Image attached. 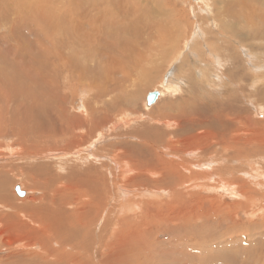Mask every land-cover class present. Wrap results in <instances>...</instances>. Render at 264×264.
<instances>
[{
  "label": "bare ground",
  "instance_id": "bare-ground-1",
  "mask_svg": "<svg viewBox=\"0 0 264 264\" xmlns=\"http://www.w3.org/2000/svg\"><path fill=\"white\" fill-rule=\"evenodd\" d=\"M140 1H141V3H140ZM191 1L192 0H174V1L149 0V1H147L148 2L147 5H145V4H143L144 3L143 0H115V2H114V0H0V91H22V92L23 91H26V92L30 91L28 93V95H26L22 99V101H20L16 106H14V109H13L14 114H18L22 118H20V121H17L14 119L13 123L15 122V123H17V125L18 124L26 125V120L28 118H30L34 123L31 126L32 132L35 133V136H34V134L31 136H27L26 135L27 133L23 134L22 131H17L14 128H10V126L8 125L10 121L7 122L4 119L5 116H4V109H3L0 111V138L13 137L11 144L12 145H14V144L18 145L19 150L16 154V156H18V157H22V156L29 157V156H34V154L39 153L41 146L39 148H35L38 144L39 145L45 144L49 148H51V147H54L57 149L60 148V149L65 150L67 153H69V155L74 156V154H73L74 151H72V150H75L76 148H80L85 144L87 145V142H89L91 135L93 134V132H95V129H94L95 125L98 126L97 122L103 121V119L111 120L110 114H112V112L109 113V110L110 111L112 110V109H110L111 107H114L116 109V111L113 109V111H115V112H113V113H115V115L120 113L119 111H121V110L125 111L126 114L129 115V111H128L129 108L127 107L128 109H126V103L129 100V97L126 96L125 94H123V92H125V91L128 92L130 89V86L125 87L122 90L116 89L114 86V80L117 79V76H119V74L129 75L127 72V69L129 68L133 59L130 58V54L128 52H127V57L125 59L120 58V55H126L125 51H124L125 53L123 52L122 54L117 53V52H115L113 54V50H112L113 48L107 47L106 45H104V43L102 42L103 37L99 34L104 33L106 36V39H109V38H112L114 36L117 37L120 34H124L125 32L130 33V34L132 33L131 39L128 40V42H129L128 46L134 47V48H132V50H135V54L139 57V59L134 60V63H135V65H138L139 61L140 62L146 61L147 59H149L151 57L153 58L155 55L159 54V47L160 46L150 45L149 49H147L148 46L146 44H144V39L148 42L151 39H154L155 41L159 42V39H162L165 36H167V37H165L166 40L167 39L172 40V36H168V35H170L171 32L173 31V29L176 27V26L175 27H173V26H174L175 22H178V20H177L178 18L176 19V18L172 17L173 15H171L169 13V11L170 10L174 11V10L180 9L181 4H184V5L189 4L190 7L193 8ZM202 1L203 0H200V2H202ZM254 1H256V0H254ZM254 1L253 0L235 1V2H239L240 4L241 3H247L248 5L252 6V8L250 10L247 9L245 11V13H243L242 11L239 12L237 9H235L232 6L233 3L231 1L221 0V3L226 4V6L222 12L218 13L213 18H203V19L201 18L197 22L201 23V20H202L203 22L201 24H206V23L211 21L212 26H210V27H212L213 29L208 31V35L210 37H212L214 32H218L219 35L223 36L224 38H222L220 40L218 37H216V39L218 38V40H220L222 42V45L229 47L228 53H229V50L231 48H232V50L235 49L237 51L238 47L242 48L241 47V44L243 41V39L241 37L242 35L240 36L238 34L237 30H235L234 25L233 24L230 25L231 21L229 23L225 18H227V19L228 18H237L238 19L237 21H239V22H241L242 20H246V22L249 25L251 23H255V21H254L255 10L253 8ZM196 5L201 6L200 4H196ZM202 5H203V3H202ZM222 6H224V5H222ZM154 8H156V9H154ZM159 11L162 15L161 18H159L160 17ZM178 13L181 16L180 19H182V28L185 26L190 28V25H191V27H192L191 31H193V27L197 23H195V22L187 23L185 16L186 15L188 16L189 12H185L183 15L180 14V12H178ZM151 14H154L155 16H157L155 19L154 18L155 16L153 15L154 16L153 18L155 19V20H153L154 22H152V23H154L153 27H152V24L150 23L151 18H149V16ZM165 17H166V19H165L166 23L164 21H162ZM183 20L186 22H184ZM229 20H231V19H229ZM223 21L228 23L231 26V29H229L230 26L224 24ZM180 22H181V20H180ZM183 22H184V24H183ZM234 22H232V23H234ZM149 23L151 25H149ZM175 24L178 25V23H175ZM253 28H254V30H256L255 26ZM176 29L178 30L177 27H176ZM177 32H179V31H177ZM181 33H182L181 39L186 38L187 34H189L186 32H181ZM175 34L176 33H174L172 35H175ZM33 36H34V38H32ZM247 37L250 38L249 35H247ZM245 38H246V36H245ZM209 39H212V38H209ZM164 40L162 39L161 41H164ZM169 40H168V42H169ZM200 40H201V38H200ZM212 40H214V39H212ZM14 41H16L18 43L15 47L7 46V45L11 44V42H14ZM175 41H171V42L173 43ZM122 42L123 41H120V43H122ZM171 42H169V43H171ZM200 42H198V45ZM161 43H163V42H161ZM169 43L167 45H169ZM194 43H192V44L195 45ZM206 43L208 44L209 41ZM248 43L255 48L257 46V44H256L257 42L255 43V46H254V42H252L251 38L248 40ZM49 44H51L54 47L52 52L50 51L51 46ZM166 46H165V48H168ZM176 46H177V44H176ZM139 47H142V48L139 49ZM214 47H216V46H214ZM255 50H259V51L264 52V46L261 47L260 49H255ZM194 51H195V49H194ZM160 52H162V51H160ZM188 52H191V49ZM192 52H193V50H192ZM210 52H212V50H210ZM220 52H223V51H220ZM116 53L119 54L118 58H116L115 60H113L111 62L106 61V60H109L110 57H112ZM197 54H199V52ZM91 56L94 57V63L92 65L88 64L91 61H93V59L90 58ZM177 56H179V55H177ZM189 56L190 55H188V57ZM203 56H205V55H203ZM193 57H192V59H193ZM195 57H196V55H195ZM173 58H176V56H174ZM202 58H204V57H202ZM43 59H48L53 64L46 63L43 65V68H41L42 69V71H41V82H42V74L44 72L45 67L57 66L56 64H54L55 61L56 62L60 61L63 63V67L61 69V71H63V73H71L72 71H76V72L79 71V75L77 74V77L79 76L78 80H79V83H81V84L83 83V78H85L88 75L89 71H93L94 75H96L95 72L99 73V75H101V77H102L103 83L99 84L97 81L89 82V80L87 83L85 81L86 82L85 83L86 84L85 85L86 90L84 89V91H87V87L90 90H93V91H89L91 93L92 92L95 93V95L93 96V100H94V98L97 97L96 98L97 102H100L101 99L103 98L104 99L102 101L103 105H100V106L97 105L96 106L92 102V98L91 99L89 98L90 100L87 99V101H85V110L83 109L85 112L78 113L79 114L78 115L75 112L73 113L72 109L65 105L66 100L68 98L72 99L73 101L77 100V95L71 94L69 91H64V94L62 95L61 98L57 95V93H55L54 97H52L53 98V103L51 102L52 107L49 105L47 106V108L51 107L53 111L50 112L49 114L43 115V112L40 110V108L42 106L40 105V101L38 99V96H36V92L33 91L34 82L32 84L31 81H29L27 78H25V76H23V73L21 71L22 68L20 69L16 66V62H18L20 60L26 65V67L30 68L33 63L38 62V61L43 60ZM154 59H156V58H154ZM177 62H178V60L176 61V63ZM182 64H183V62H182ZM8 65H10L12 67V69L10 71H8V69H7ZM171 65H172V62H171ZM187 65H190V64H187ZM180 66H182V65H180ZM255 66L256 65L253 63L252 67H255ZM19 67H21V66H19ZM175 68H177V67H175ZM172 69L174 70V68H172ZM182 69L183 68L181 67L180 70L184 72V70H182ZM189 71H191V70H189ZM52 72L53 73L56 72L55 67H53ZM144 72L145 71H143V72L141 71L142 78H144L143 77ZM90 74H92V73H90ZM181 75H182V72H181ZM200 75H202V74L200 73ZM33 77H35V76L33 75ZM73 77H74V75H73ZM73 77H72V79H73ZM112 77H115V78L112 79ZM202 78H204V77H202ZM110 79H112V80L109 81ZM194 79L195 78H193L192 80H194ZM84 80H87V79H84ZM189 80H190V78H189ZM257 80H258V78H251V81L253 83ZM148 81H150V79H148ZM64 82L67 86L66 88H68L69 90L72 91V89H70L72 87V83H69L67 80H65ZM120 82H121V80H120ZM197 82H199V81H197ZM233 82H231V83L233 84ZM44 83H45V81H44ZM19 84H20V86H19ZM74 84H76V83H74ZM116 84H118V83H116ZM133 84H135V83H133ZM202 84H203V82H202ZM45 85H48V84L46 83ZM61 86H62V84H61ZM192 86L194 87V85H192ZM133 87H135V85ZM74 88H76V87H74ZM83 88H85V87H83ZM190 88H192V87H190ZM259 89L260 88L257 89V94H259L260 92H262L264 94V89H262V91H259ZM138 90L135 92L133 91L134 93L131 95H134L136 97ZM205 90H207V89L205 88ZM205 90H204V87H201V86L196 87L195 86V91H205ZM76 91H77V89H76ZM160 93H162V92L158 90V96L155 100H157L159 98ZM193 94L195 95V93H193ZM196 94L201 96L200 93H196ZM92 95H93V93H92ZM116 95H118V96H116ZM190 95H191V93H190ZM44 96H45V94L42 95V97H44ZM191 97H193V95ZM201 97H203V96H201ZM190 99H191L190 100L191 102H192V100H194L192 98H190ZM60 100L63 104L62 103L59 104ZM111 100L113 102L115 101V103H111ZM198 100L199 99H197L196 102H198ZM0 101H1V99H0ZM9 101H10V99H7V101H5V103H8ZM83 101H84V98H83ZM185 101H187V100H185ZM185 101H183L185 103L183 105L187 104ZM199 102H200V100H199ZM149 104H151V103H149ZM173 104H175V103H173ZM173 104H172L171 108L175 107ZM202 104L203 103L200 102V105H198V104L196 106L194 105V107L191 109V111H189V114H185L186 112H179V114L175 115V118L177 119L178 124L182 125L184 123V126H185V122L187 121V119H189L190 121L192 120L194 124L199 123V122L195 123L194 120L196 118H198L200 120L203 119L206 116L205 113L207 111L206 102H205V104H203V105ZM189 105H193V102L191 104H188V106ZM208 105H209V103H208ZM166 106H163V107H166ZM180 106H179L178 110L181 108ZM184 108H186V107H184ZM209 108H212V107H209ZM174 109H176V108H174ZM5 110L8 112L10 109L7 107ZM132 111H134V110H132ZM214 111H215V108H214ZM216 111H218V110H216ZM165 112H167L166 115H169L168 109H165ZM155 113H156L155 111H152V112L150 111L149 114H151L150 115L151 118L156 119V117L158 118V116H159V119L167 117V119L164 121L165 125H167V126H170L176 122L174 117L168 118V116H164L165 113H164V115L162 113H160V115L162 114L161 116L158 115L159 113L157 114L158 116ZM230 113H231V110H230ZM234 113H235V111H234ZM121 114H123V113H121ZM49 116H52V118H50L48 121H46V118ZM230 116L231 115H228V118H230L234 122L233 132L235 133V136L233 138L231 136V138L227 139L228 146L222 152L225 154L244 155L245 147L251 146V141L252 142L255 141L254 137L251 136L252 139H250V137L248 135H246V132H248V130L253 127L252 126L253 122H252V125H250L251 123L249 122L250 124H248V126H250V127L247 130H244V128L242 126V122H241V117H240L241 114L239 116L236 115L237 117H234V118H231ZM112 117H113V114H112ZM221 117H223V116L221 115ZM214 118H216L215 115H214ZM208 119H210V117H208ZM216 119H213V120L215 121ZM219 120H220V118H219ZM242 120H243V118H242ZM248 120H250V118H248ZM135 121H137V120H135ZM157 121H159V120H157ZM204 121H207V120H204ZM228 121L229 120H227L226 122H228ZM127 122H128L127 119L125 122L121 121L122 126L123 127L126 126L128 124ZM210 122H212V120ZM210 122H208V123L204 122V123L210 124ZM219 122H222V121L220 120ZM229 122L232 125V122L231 121H229ZM190 123H187V124H190ZM222 124L225 125V123H222ZM108 126H110V125H108ZM184 126H183V128H184ZM196 126H198V125L196 124ZM212 126L214 127L215 125L213 124ZM11 127H12V125H11ZM119 127L120 126H118V129L116 130V132H114L115 135L117 136V138H119V139H117L115 141L112 140L113 141L112 143L109 142L110 144H106L103 146L101 145V147H100V149L102 151H106V152L110 151V153L112 152L111 157H109L111 160V163H109L110 161L109 162L102 161V162L97 163V161H92V159H90L88 157L89 160L86 159L84 161V163H82V164H78V162L73 161V160L70 161L71 164L68 163V167H69L68 170H65L66 168L65 169L63 168L61 170V168H58L55 165L47 164V162L37 163L34 166H29L30 162L25 161L26 166H24V165L18 166L15 164V162L14 163L13 162L7 163L5 161L7 164L0 165V208L6 212L5 215H0V236L4 233L8 232V231L9 232L15 231L18 233V237H19V239H18L19 241H17V240L16 241L19 244L21 243V246L19 247V249H15V250L10 249L11 251L6 256L0 257V264H128V261H129L128 256L130 255L133 247H142L143 245L145 246L146 241L145 242L143 241V239H145L144 237H146V235L149 233V235H148V239H149L150 234L154 232L153 226H157V227L159 226L158 216L153 217L154 213H157V211L159 212V205H157L155 203H154L155 205H152L153 203L149 205V203H147V201H146L147 204L145 202L141 203L142 201L138 202V199H140V198H138L136 200V199H134V196H127L126 195L127 197H133V198H129V199L126 198L127 200H125L123 198L124 196L121 197L120 194L128 193L129 191H127V189H126L127 187L132 188L131 186H134V189H135L136 188L135 186L138 184L141 186V183L143 184V186L146 187V185L151 184V182H153L155 184L160 182L159 181V175H160L159 166L160 167H162V166L156 165L157 163L156 164L151 163V162H153L154 159H152V161L148 162V163L144 162V158H146V154L149 151H153V150L155 151L157 148H159L160 142L157 139H160V140L165 139L164 140L165 145L167 147H169L172 150V152L183 154L186 152V149H187L186 145L190 144V143H188L190 141L187 142V139L191 136H188V138L186 140H184L185 137L187 136L186 135L184 137V139L182 141H180L178 138L179 137L178 136L179 135L178 130H174V131L171 130L170 132L164 131L161 133L154 130V135H152L148 131L142 132L143 129H134V130H129V131L127 130V132H129L130 134L135 136L136 140L131 141L129 139L123 138L124 137L123 132H122V130L119 129ZM156 127H157V125H156ZM25 128H23V129H25ZM195 128H197V127H195ZM208 128H210V127H208ZM121 129H122V127H121ZM187 129L188 128H186V131H187ZM202 129H204V128L202 127ZM214 129H215V127H214ZM188 132H189V129H188ZM227 133L228 132L226 131V134ZM234 133H232V134L234 135ZM210 134H212V133H210ZM50 136H58L59 137L58 141L60 140L62 143L54 145L52 142H50V139H52V138H50ZM99 136H100V134H99ZM193 136H195V135H193ZM200 136L203 137V133H202V135L200 134ZM207 136L212 137L209 135V133ZM94 137H96V136L94 135ZM195 138H198V137L195 136L194 139ZM259 138H260V136H259ZM259 138L257 137V140L260 144V147L262 148V147H264V139L261 140ZM113 139H116V138H113ZM103 140H104V137H103ZM189 140H191V138H189ZM26 141H30L31 145H27ZM231 142H233V143H231ZM192 143H193V141H192ZM211 145H209V146H211ZM98 146H99V144H98ZM189 146L191 148V145H189ZM201 146H202V144H201ZM90 147L93 148L92 145H90ZM206 147H207V145H206ZM89 148L87 149V151H90ZM1 149H4V148L2 147ZM196 149H198V148H196ZM251 149L255 150L254 147H252V146H251ZM166 152H168V151H166ZM206 152H208V151H206ZM155 153H157V152H155ZM158 153H160V152H158ZM247 153H245V154H247ZM151 154H153V153H151ZM195 154H196V152H195ZM1 155H2V153H0V158H1ZM162 156H163V154H162ZM174 156H176V155H174ZM188 156H189V154H188ZM83 157H84V155H83ZM147 157H148V154H147ZM159 157H160V155H159ZM38 158L40 159L41 157H38ZM91 158H93V157H91ZM148 158H150V156ZM162 158L161 159L159 158V160L163 161ZM30 159H32V158H30ZM94 159H95V156H94ZM185 159L187 161V158H185ZM76 160H78V159H76ZM97 160H98V158H97ZM107 160H108V158H107ZM147 160H149V159H147ZM139 161H141V162H139ZM170 161L171 160H169L167 162H170ZM79 163H81V161ZM170 163H172L171 165H173V161ZM176 163L179 165H183V162L180 160L176 161ZM163 164H165V163L163 162ZM184 164H186V163H184ZM194 164H196V163H194ZM194 164L192 163V165H194ZM78 165L81 168H75ZM82 165H85V166H82ZM166 165L167 164H165V166L164 165L163 166L166 167ZM174 165L172 167H175ZM167 166L170 170V165H167ZM257 166H258V164H257ZM175 169L176 170H174V171H177V168H175ZM13 171H20V173L16 174L17 181L20 180V177L22 175L23 176V180H22L23 184H25L28 188H31V190H33V191L40 192L38 197H31L27 200H25V199L21 200L19 198H16L13 195L12 191L10 190L11 186H12L10 184L15 182V180L14 181L10 180V177H11ZM199 171H201V170L199 169ZM199 171H197V172H199ZM192 173H194V172H192ZM166 175L167 174H164V176H166ZM193 178H195V176H193ZM201 178H202V180L204 179L202 176H201ZM177 179H178V177H177ZM181 180H183V179L179 178V180H178L179 183ZM243 180H245V178ZM178 181H177V183H178ZM183 181H185V179ZM161 182H164V181H161ZM189 182H187V183H189ZM180 184L182 185V183H180ZM180 184H179V186H181ZM219 184L220 183H218V185ZM112 185L119 188L118 190L120 191V194L119 195L117 194L118 199H117L115 210L111 209L109 211L108 216H105L106 218L102 222V213L104 212V211L102 212V208L108 206L107 204H112L111 201L114 200L113 199L114 196L112 197V194H111V191H113ZM123 185H125L126 187L123 188ZM168 185H170V184H168ZM164 186H167V185H164ZM179 186H178V188H179ZM226 186H228V184ZM235 186H236V184H235ZM199 187H201V186L199 185ZM208 187H210V186H208ZM152 188H154V187H152ZM160 188H161V186H160ZM172 188L174 189L175 186ZM176 188H177V186H176ZM147 189H146V191H148ZM184 190L186 191L185 188H184ZM153 191L156 193L158 192L157 190H154V189H153ZM166 191H168V190H166ZM178 191L180 192V190H178ZM154 192H153V194H155ZM131 194H133V190H132ZM145 195H147V194H145ZM167 195L168 194H166V196ZM182 195H186V194L182 193ZM115 196H116V194H115ZM152 196H150V197H152ZM155 197H156V194H155ZM155 197H152V198H155ZM260 197H263V196H260ZM146 199H148V198H146ZM184 206H186V205H184ZM132 214H134V215H132ZM151 217H153V218L149 219ZM129 219H130V228H129V230L126 231L124 229V227L126 226ZM187 220H188V218H187ZM98 222H101L102 225L99 226ZM253 223H254V221L252 222V226L254 225ZM235 224L239 225V223H235ZM17 229H21V231L19 232ZM228 230L229 229H227L226 231H228ZM190 238H191V236H190ZM254 239H255V237H254ZM238 240H239V238H238ZM222 242H223V240H222ZM150 243H148V244H150ZM261 244H264V243H261ZM36 245H38L40 247V250L38 252H37V250H35L34 252L28 250L29 247H35ZM13 247H15V245H13ZM151 247H152V244H151ZM154 247L155 246H153L152 248H154ZM250 253H251V251H250ZM146 254H147V252H146ZM130 257H133V256H130Z\"/></svg>",
  "mask_w": 264,
  "mask_h": 264
},
{
  "label": "rangeland",
  "instance_id": "rangeland-1",
  "mask_svg": "<svg viewBox=\"0 0 264 264\" xmlns=\"http://www.w3.org/2000/svg\"><path fill=\"white\" fill-rule=\"evenodd\" d=\"M147 1H149V0H143L144 3L143 2L142 3L147 5V3H148ZM168 1H174V0H168ZM228 1H231L233 3L232 6L235 9H237L239 12L242 11L243 13H245V11L247 9L250 10L252 8V6L248 5L247 3H241L240 4L239 2H235L238 0H228ZM114 2H115V0H114ZM191 2H192L191 4L193 5V8H191L189 4H188L189 6L181 4L180 9H177L174 11L173 10L169 11V13L171 15H173L172 17H174L176 19L178 18L177 19L178 22H175V23H178V25H179L178 26L174 23L173 27L176 26L178 28V30L175 27L173 29V31L171 32V34L168 35V36H172V40H169V39L166 40L165 37H167V36L162 38L163 40L165 39L167 42L165 40L161 41L162 39H159V42L155 41L154 39H151L148 42L144 39V44H146L148 46L147 49H149L150 45L160 46L159 47V54L155 55L153 58L151 57L152 59L149 58L146 61H141V62L139 61L140 63L138 62V65H135V63H134V60L139 59V57L135 54V50H132V48H134V47L128 46V43H129L128 40L131 39L132 33L130 34V33L125 32L124 33L125 35L120 34L117 37L114 36V37L109 38V39H106V36L104 33L99 34L103 37L102 42L104 43V45H106L107 47L113 48L112 49L113 54L115 52L122 54L125 51L126 53L125 52L124 53L126 55H120V58L125 59L127 57V52H128L130 54V58L133 59L129 68L127 69V72L129 75L119 74L120 77L117 76V79H116L118 82L116 80H114V86L116 89L122 90L123 88L130 86V89L128 92L127 91L123 92V94H125L126 96L129 97V100L131 99L130 101L128 100L126 103V109L129 108L128 109L129 115H127L126 112L122 111V110L119 111L120 113L115 115V113H113V112H115L116 109L114 107H111L110 109H112V110L111 111L109 110V113L112 112V114H113V117H112V114H110L111 120L103 119V121L97 122L98 126L99 125L100 126L98 127L95 125V128H94L95 132H93V134L91 135V138H90L89 142H87V145L85 144L86 146L83 145L80 148H76L75 150H72V151H74L73 154L75 157L69 155V153H67L63 149H60V148L57 149L54 147L49 148L45 144H41V145L38 144L35 147V148H39L41 146L39 153L34 154L35 157L34 156L18 157V156H16V154L19 150L18 145H15V144L12 145L11 144L13 137H9L10 139L9 138H0V144H1L0 147L4 148V149L0 148L1 149L0 153H2V155H3V156L1 155V158H0V160L3 163L0 161V165H5L9 162H13V163L15 162V164L18 166L19 165L20 166L21 165L26 166V162H30L29 166H34L37 163L47 162V164L55 165L58 168H61V170L63 168L64 169L66 168L65 170H68L69 169L68 163H70V161H72V160L78 162V164L84 163V161L86 159L89 160V158L92 159V161H97V163L102 162V161H105V162L110 161L109 163H111V160L109 157H111L112 152L110 153V151H107V152L102 151L100 149V147H101V145L103 146L106 144H110L113 141L119 139V138H117V136L114 133L118 129V126H120L119 129L122 130V132H123V136H124L123 138L129 139L131 141L136 140L135 136L130 134L129 132H127V130L129 131V130H134V129H143L142 132L148 131L152 135H154V130H156L159 133L164 132V131L170 132L171 130L172 131L178 130V132H179L178 138L180 141H182L186 135L187 136L185 137L184 140H186L188 138V136H191V137H189V138H191V140H189V138L187 139V142L190 141V142H188L190 144L186 145L187 149H186L185 153H183V154L182 153H174V152H172V150L169 147H167L165 145V141H164L165 139L164 140L157 139L160 142L159 148H157L155 151L153 150V151H149L147 153L148 157L150 156L151 159L147 157V154H146V158L149 160L144 158V162L148 163V162H151L152 159H154L153 162H151V163H153V164L157 163L156 165H158V166L161 165L164 168L163 169L162 167L159 166V173H160L159 181L160 182L156 183V184L151 182V184H147L146 187L143 186V184L141 183V186L138 184L135 186L136 187L135 189H134V186H131L132 188L127 187L126 189L129 192L126 194H120V191L118 190L119 188L112 185L113 191H111V194H112V197L114 196V198H113L114 200L111 201L112 204H107L108 206L102 208V212L104 211L102 213V222H103V220L106 218L105 216H108L109 211L111 209L115 210L119 194L121 197L124 196L123 198L125 200H127L129 198H133V197H127V196H134V199H136V200L138 198L141 199V200L138 199V202L142 201L141 203H143V202L146 203V201H147V203H149V205L152 203H153L152 205H155V204L159 205V212L156 210L157 213L153 214V217L158 216L159 226L158 227L153 226L154 232L150 234V236H149L150 240L148 239L149 233L146 235V237H144L145 239H143V241L144 242L146 241L145 246L143 245L142 247H133L132 251L134 253L131 251L130 255L128 256V260H129L128 264H216V263L217 264H258V263L264 264V244H261V243H264V147L261 148L260 144L257 140V137L259 138V136H260L259 139H261V140L264 139V94L262 92L257 94L258 88H260L259 91H262V89H264V52L259 51V50H255V49H260L261 47L264 46L263 45L264 44V0L254 1L253 8L255 10V19H254L255 23H251L249 25L246 22V20H242L241 22H239V21H237L238 20L237 18H228V19L225 18L229 23L231 21L230 25H232V24L234 25L235 30H237V32L240 36L242 35L241 37L243 39L242 44H241L242 48L238 47L237 51L235 49L232 50V48H231L229 50L230 54L228 53L229 47L222 45V42L220 41L222 38H224L223 36H220L218 32H214L213 33L214 36L212 35V37H210L208 35V31L213 29L212 27H210V26H212L211 21L206 23V24H201L203 22L202 20H201V23L197 22L201 18L203 19V18L215 17V15H217L218 13H220L224 10L226 4L221 3V0H209V1L203 0L202 2H200V0H192ZM140 3H141V1H140ZM202 3H203V5H202ZM196 4H200L201 6H198ZM222 5H224V6H222ZM154 9H156V8H154ZM178 12H180V14H182V15L185 12H189L188 16L187 15L185 16L187 23H193V22L197 23L193 27V31H191V29H192L191 25H190V28L186 27V26L182 28V19H180L181 16L179 15ZM153 15L154 14H151L150 16L148 15L149 18H151L150 23L152 24V27L154 25V23H152V22H154L153 20H155L157 17L155 15H154L155 16L154 17ZM159 16H160L159 18L162 17L160 11H159ZM165 19H166V17L163 20L162 19L161 20L166 23ZM229 19H231V20H229ZM180 20H181V22H180ZM184 22H186V21H184ZM184 22H183V24H184ZM232 22H234V23H232ZM150 23H149V25H151ZM224 24L230 26L226 22H224ZM254 26H255L256 30H254V28H253ZM229 29H231V26ZM177 31H179V32H177ZM181 32H186L189 34H187L186 38L181 39L182 38ZM174 33H176V34L172 35ZM247 35H249L252 42H254V46H255V43L257 42L256 48L248 43V40L250 38L247 37ZM245 36H246V38H245ZM216 37H218L220 40H218V38L216 39ZM32 38H34V36ZM200 38H201V40H200ZM209 38H212L215 41L212 39H209ZM168 40H169V42L175 41V40L176 41L173 43L171 42L172 43L171 44L168 42ZM120 41H123V42L120 43ZM205 41L206 42L209 41V43L211 45L209 43H208L209 44L208 45ZM161 42H163V43H161ZM198 42H200L199 45H198ZM168 43H169V45H167ZM192 43H194L195 45H193ZM17 44L18 43L16 41H14V42H11V44H9L7 46L15 47ZM176 44H177V46H176ZM49 45L51 46L50 51L52 52L54 47L51 44H49ZM165 46L168 48H165ZM214 46H216V47H214ZM141 48L142 47H139V49H141ZM190 49H191V52H188V51H190ZM194 49L196 52L194 51ZM192 50H193V52H192ZM210 50H212V52H210ZM160 51H162V52H160ZM220 51H223V52H220ZM198 52L200 55L197 54ZM117 53L115 55H113L112 57H110L109 60H106V61L111 62V61L115 60L116 58H118L119 54H117ZM176 54L179 56H177ZM187 54L190 55L189 56L190 58L188 57ZM202 54L205 56H203ZM195 55H196V57H195ZM174 56H176V58H173ZM192 57H193V59H192ZM202 57H204V58H202ZM90 58L93 59V61H91L88 64L92 65L94 63V57L91 56ZM154 58H156V59H154ZM177 60H178V62L176 63ZM170 61L172 62V65H171ZM182 62H183V64H182ZM46 63L53 64L50 60L43 59V60H40L38 62L33 63L31 65V67L28 68V67H26V65L22 61L19 60L18 62H16V66L20 69L22 68L21 71L23 73V76H25V78H27L29 81H31L32 84L34 82L33 91H35L36 96H38V99L40 101V105L42 106L40 108V110L43 112V115L49 114L50 112L53 111L51 108L52 107L51 102L53 103L52 97H54L55 93H57V95L61 98L62 95L64 94V91H69L71 94L77 95V100L73 101L72 99L68 98L66 100V103H65V105L67 107L72 109L73 113L75 112L78 114V113L85 112L84 111L85 110V101H87V99H89V98L90 99L92 98V102L94 103V105H96V106L97 105L98 106L103 105V103H102V101L104 100L103 98L101 99L100 102H97V100H96L97 97L94 98V100H93V96L95 95V93L92 92L93 93V95H92V93L89 92V91H93V90H90L87 87V91H84V89L86 90V86H85L86 84L85 83L86 82L88 83V80H89V82L97 81L99 84L103 83L102 77H101V75H99V73L95 72L96 75H94L93 71H89V73L87 75L88 77L86 76L85 78H83V83L81 84V83H79V80H78L79 76L77 77V74L79 75V71L78 72L72 71L71 73H63V71H61V69L63 67V63L60 61H57V62L55 61L54 64H56L57 66L45 67L44 72L42 74V82H41V71H42L41 68H43V65ZM253 63L256 65L255 67H252ZM187 64H190V65H187ZM180 65H182V66H180ZM8 66H7V69H8V71H10L12 69V67L10 65H8ZM19 66H21V67H19ZM135 66L136 67L138 66V67L136 68ZM53 67H55V69H56L55 73L52 72ZM175 67H177V68H175ZM181 67L183 68L182 70H184V72L180 70ZM172 68H174V70ZM189 70H191V71H189ZM141 71L142 72L145 71L143 74L144 78H142ZM180 71L182 72V75H181ZM90 73H92V74H90ZM200 73L202 75H200ZM33 75L35 77H33ZM73 75H74V77H73ZM72 77H73V79H72ZM192 77L195 79L192 80L193 79ZM202 77H204V78H202ZM113 78H115V77H112V79ZM189 78H190V80H189ZM251 78H258V80L253 83L251 81ZM84 79H87V80H84ZM112 79H110L109 81H111ZM148 79H150V81H148ZM65 80H67L69 83H72V87L70 88V89H72V91L69 90L68 88H66L67 86L64 82ZM120 80H121V82H120ZM44 81H45V83H44ZM197 81H199L201 84ZM202 82H203V84H202ZM231 82H233V84ZM46 83L48 85H45ZM74 83H76V84H74ZM116 83H118V84H116ZM133 83H135V84H133ZM61 84H62V86H61ZM134 85H135V87H133ZM192 85H194V87ZM19 86H20V84H19ZM195 86L196 87L201 86V87H204V90H205V88L207 90L195 91ZM74 87H76V88H74ZM83 87H85V88H83ZM190 87H192L193 89ZM76 89H77V91H76ZM137 90H138V93H137L138 97L131 95ZM158 90L162 92V93H160L159 98L157 100H155V102L149 104L147 102L148 93H150L152 91H158ZM29 92L28 91L27 92L26 91H23V92L22 91H0V99H1L0 111L4 109V116H5L4 119L7 122L10 121L8 124L10 126V128H14L17 131H22L23 134L27 133L26 134L27 136H31L33 134L35 136V133L32 132V128H31V126L34 123L30 118H28L26 120V125H22V124L17 125V123H15V122L13 123L14 119L17 121H20V118H22L20 115L14 114V111H13L14 106H16L20 101H22V99L26 95H28ZM190 93H191V95H190ZM193 93H195V95ZM196 93H200L201 96H203V97H201L200 95H198ZM43 94H45L44 97H42ZM192 95H193V97H191ZM116 96H118V95H116ZM83 98H84V101H83ZM190 98L194 99V100H192L193 105L188 106V104L192 103L190 101L191 100ZM7 99H10V101L8 103H5V101H7ZM197 99H199L200 102L203 104H205V102H206V105H207V111L205 113L206 118L204 117L205 119L203 118L201 120L196 118L194 120L195 123L199 122V123H196L199 127L196 126V124H194L193 121L192 120L190 121L189 119H187L186 122L187 123L191 122L190 123L191 125L187 124L186 122H185L186 127L184 126V123L182 125H179L177 119L175 118V115L179 114V112H186L185 114H189V111H191V109L194 107V105L195 106L197 104L200 105L199 100H198V102H196ZM185 100H187L188 102ZM183 101H185L187 104L183 105V104H185ZM60 103H62L61 100H60L59 104ZM111 103H115V101L113 102L111 100ZM173 103H175V104H173ZM208 103L210 106L208 105ZM172 104L175 107L171 108ZM48 105L51 107L47 108ZM163 106H166L167 108L163 107ZM179 106L182 108V109L180 108L182 111L180 109L178 110ZM7 107L10 109L8 112L5 110ZM184 107H186V108H184ZM209 107H212L213 109L209 108ZM174 108H176L178 111ZM214 108H215V111H214ZM113 109L115 111H113ZM131 109L134 111H132ZM165 109H168L169 115H166L167 112H165ZM149 110L151 112L155 111L156 115L158 113H159L158 115H160V113H162L164 115V113H165L164 116H168V118L174 117L176 122L172 124L173 126L172 125L167 126V125H165V122H164L167 119V117L159 119L158 115H157L158 118L156 117V119L159 120L160 122L157 121L155 118H153L154 119L153 120L150 116L151 114H149L150 113ZM216 110H218L219 112ZM230 110H231V113H230ZM234 111H235V113H234ZM121 113H123V114H121ZM235 114L237 116H239L241 114L240 117H241V122H242V126H243L244 130H247L250 127V126H248V124L251 123L250 125H252V122H253V125H252L253 127L251 129H249L250 131L248 130V132H246V135H248L250 137V139H252V137L255 138L254 142L251 141V146L254 147L255 150H252L251 146H247V147H245L244 155L225 154L222 152L228 146L227 139L231 138V136H232V138L235 136V133L233 132L234 122L230 118H228V115H231L230 116L231 118L237 117ZM214 115L217 119L214 118ZM221 115L223 117H221ZM208 117H210V119H208ZM50 118H52V116L47 117L46 121H48ZM219 118L222 122H219L220 121ZM242 118H243V120H242ZM248 118H250L251 121L248 120ZM126 119L128 121L127 122L128 124L123 127L121 124V121L125 122ZM213 119H216V120L214 121ZM135 120H137V121H135ZM204 120H207V121H204ZM211 120H212V122H210ZM227 120L231 121L232 125L230 124L229 121L226 122ZM204 122H207V123L210 122V124H207ZM222 123H225V125H223ZM213 124L215 125L214 127L216 130L212 126ZM11 125H12V127H11ZM108 125H110V126H108ZM156 125H157V127H156ZM183 126H184V128H183ZM121 127H122V129H121ZM195 127H197V128H195ZM202 127L204 129H202ZM208 127H210V128H208ZM23 128H25V129H23ZM186 128L189 129V132H188V129L186 131ZM226 131L228 132L227 134H226ZM183 133L184 134L186 133V134L184 135ZM202 133H203V137L200 136V134L202 135ZM208 133L212 137L207 136ZM210 133H212V134H210ZM232 133H234V135ZM251 133L253 135L254 134L255 135L253 136ZM99 134H100V136H99ZM94 135L96 137H94ZM193 135H195L198 138L194 139L195 136H193ZM103 137H104V140H103ZM50 138H52V139H50V142H52L54 145L62 143L60 140L58 141V138H59L58 136H50ZM113 138H116V139H113ZM192 141H193V143H192ZM26 143H27V145H31L30 141H26ZM200 143L202 144V146L204 148L201 146ZM231 143H233V142H231ZM89 144L92 145L93 148L90 147ZM98 144H99V146H98ZM189 145H191L192 149L190 148ZM206 145H207V147H206ZM209 145H211V146H209ZM88 148L90 151H87ZM196 148H198V149H196ZM166 151H168V152H166ZM206 151H208V152H206ZM155 152H157V153H155ZM158 152H160V153H158ZM195 152H196V154H195ZM151 153H153V154H151ZM161 153L163 154V156ZM187 153L189 154V156ZM245 153H247V154H245ZM88 154L89 155L91 154L90 156L93 158H91ZM83 155H84V157H83ZM159 155H160V157H159ZM174 155H176V156H174ZM94 156H95L96 160L94 159ZM38 157H41V158L39 159ZM106 157L108 158V160ZM30 158H32V159H30ZM75 158L78 160H76ZM97 158H98V160H97ZM159 158L160 159L162 158L163 161L159 160ZM185 158H187V161ZM168 159L171 160L170 162L173 161V165L175 164L174 165L175 167H172L173 166V165H171L172 163L167 162V161H169ZM179 160L183 162V165H179L176 163V161H179ZM80 161H81V163H79ZM139 162H141V161H139ZM163 162L167 165H170V170H169L167 165H166V167H164L165 164H163ZM189 162L190 163L192 162L193 164L196 163V164L192 165V163L190 164ZM184 163H186L187 165ZM257 164H258V166H257ZM82 166H85V165H82ZM75 168H81V167L78 165ZM175 168H177V171L179 170L178 172L180 174L177 171H174V170H176ZM199 169L201 171H199ZM191 171L194 173H192ZM197 171H199V172H197ZM17 173H20V171H13V173L10 177L11 181L15 180L14 183L10 184V185H12L10 190L12 191L13 195L16 198H19L21 200H23V199L27 200L31 197H38L40 192L33 191V190H31V188H28L25 184H23V181H22L23 176L22 175L20 177V180L17 181V176H16ZM163 173L167 174V175L164 176ZM193 176H195L196 179L193 178ZM201 176L204 178L203 179L204 181L202 180ZM177 177H178V179H177ZM179 178H182L183 180L185 179V181H183V180L180 181V183H182V185L178 181ZM244 178H245V180H243ZM161 181H164V182H161ZM177 181H178V183H177ZM187 182H189V183H187ZM218 183H220V184L218 185ZM168 184H170V185H168ZM179 184L181 186H179ZM225 184L226 185L228 184V186H226ZM235 184H236V186H235ZM17 185H19L20 189L25 192V194L23 196L19 195L18 192L16 191ZM164 185H167L168 187L164 186ZM199 185L201 187H199ZM160 186H161V188H160ZM174 186H175V188L173 189L172 187H174ZM176 186H177V188H176ZM178 186H179V188H178ZM208 186H210V187H208ZM125 187L126 186L123 185V188H125ZM152 187H154V188H152ZM181 187L182 188L184 187L186 189V191L184 190V188L182 189ZM131 189L133 190V194H131L132 193ZM146 189L148 191H146ZM153 189L157 190L158 192L157 193L154 192ZM166 190H168V191H166ZM178 190H180V192ZM153 192L156 194V197H155V194H153ZM181 192L183 194H186V195H182ZM165 193L168 195L166 196ZM115 194H116V196H115ZM145 194H147V195H145ZM150 196L155 197V198H152ZM260 196H263V197H260ZM146 198H148V199H146ZM184 205H186V206H184ZM0 213H1L0 215L6 214V212L3 211V209H1V208H0ZM132 215H134V214H132ZM153 217H151L149 219H152ZM187 218H188V220H187ZM253 221H254V223H253L254 225L252 226ZM235 223H239V225L238 224L236 225ZM98 225L99 226L102 225L101 222H98ZM126 226L127 227L129 226V227L127 228ZM126 226L124 227V229L127 231L130 228V219L128 220ZM227 229H229V230L226 231ZM17 230L19 232L21 231V229H17ZM190 236H191V238H190ZM254 237H255V239H254ZM238 238H239V240H238ZM18 239H19L18 233L15 231L14 232L8 231V232L2 234L0 236V257L6 256L11 251L10 249H12V250L19 249V247L21 246V243L20 244L17 243V241H19ZM222 240H223V242H222ZM148 243H150V244H148ZM151 244H152V247L155 246L154 247L155 249L151 247ZM13 245H15V247H13ZM28 250L33 251V252L35 250H37V252H38L40 250V247L38 245H36L35 247H29ZM250 251H251V253H250ZM146 252H147V254H146ZM130 256H133V257H130Z\"/></svg>",
  "mask_w": 264,
  "mask_h": 264
},
{
  "label": "water",
  "instance_id": "water-1",
  "mask_svg": "<svg viewBox=\"0 0 264 264\" xmlns=\"http://www.w3.org/2000/svg\"><path fill=\"white\" fill-rule=\"evenodd\" d=\"M157 96H158V91H152V92L148 93L147 102L153 103L155 101V99L157 98ZM16 191L18 192L19 195L25 194V192L20 189L19 185L16 186Z\"/></svg>",
  "mask_w": 264,
  "mask_h": 264
}]
</instances>
